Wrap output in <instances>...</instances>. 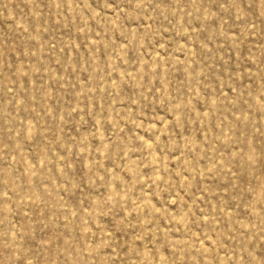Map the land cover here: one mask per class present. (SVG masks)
Returning a JSON list of instances; mask_svg holds the SVG:
<instances>
[{
  "label": "rangeland",
  "instance_id": "rangeland-1",
  "mask_svg": "<svg viewBox=\"0 0 264 264\" xmlns=\"http://www.w3.org/2000/svg\"><path fill=\"white\" fill-rule=\"evenodd\" d=\"M0 264H264V0H0Z\"/></svg>",
  "mask_w": 264,
  "mask_h": 264
}]
</instances>
